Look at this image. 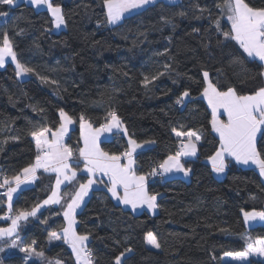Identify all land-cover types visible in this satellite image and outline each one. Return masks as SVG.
I'll return each mask as SVG.
<instances>
[{"label": "trees", "instance_id": "obj_1", "mask_svg": "<svg viewBox=\"0 0 264 264\" xmlns=\"http://www.w3.org/2000/svg\"><path fill=\"white\" fill-rule=\"evenodd\" d=\"M52 2L61 6L71 22L76 42L65 30L54 31L47 10L37 11L23 2L0 5V12L8 13L0 16V34L7 31L20 62L34 70L27 79L19 80L11 64L0 69V178H11L33 164L36 148L30 133L39 127L58 126L60 109L74 119L66 144L75 155L81 147V113L98 127L106 113L115 110L128 138L137 142L146 129L155 143L134 158L137 173L142 175L175 153L179 140L174 128L197 131L201 136L198 154L186 164L191 169L190 181L174 178L148 184L149 194H158L154 216L135 214L115 204L106 189H94L76 215V231L90 234L88 248L95 264H114V257L129 247L133 251L126 253V264H232L222 258L226 252L246 250L242 235L264 238V226L246 230L243 217V211L264 210V183L255 170L233 163L218 180L204 162L217 151L219 140L212 132L211 112L200 97L205 86L203 72L221 90L235 86L240 94L264 86V79L258 75V61L245 60L246 71L231 64V58L242 49L216 30V19L223 31L231 27L216 7L222 0L158 1L114 28L106 23L102 0ZM246 2L264 7V0ZM159 73L164 74L144 86L145 77L151 79ZM184 91L190 95L178 104ZM33 107L44 111H33ZM127 141L115 136L100 147L120 155L127 150ZM257 148L264 156V142L259 137ZM85 181L81 176L78 183ZM53 183L51 175H41L33 188L17 196L11 215L31 211L45 201ZM63 207L61 203L43 209L36 221L27 222L20 237L22 246L32 245L45 259L75 264L70 249L50 239L52 232L59 234L65 227ZM5 214L1 202L0 219ZM7 224V220L0 221V227ZM148 232L157 237L158 251L146 246ZM0 262L45 264L44 260L28 261L22 252L2 256ZM247 264L264 263L251 259Z\"/></svg>", "mask_w": 264, "mask_h": 264}, {"label": "snow or ice", "instance_id": "obj_2", "mask_svg": "<svg viewBox=\"0 0 264 264\" xmlns=\"http://www.w3.org/2000/svg\"><path fill=\"white\" fill-rule=\"evenodd\" d=\"M15 3L16 0H0V5L12 6ZM102 3L106 9V23L117 25L124 19L126 13L144 9L146 6L154 4L155 0H102ZM31 4L36 7L46 6L55 28L65 25V17L59 4H54L52 0H31ZM197 7L199 6L197 5ZM216 7L222 15H226L227 21L231 25L229 31H223L220 20L216 19L214 21L216 30L222 33L225 40L235 41L239 49H242L239 56L231 58V64L239 65L244 69L245 60L249 63L259 61L261 71L258 75L264 79V7L250 6L246 0H222V3H218ZM200 11L203 12L205 9H200ZM180 14L184 15V13ZM7 15L6 12H0V16ZM7 58H10L15 64L17 76L34 71L20 62L14 45L7 31H5L0 34V67L5 65ZM170 67V65H165L166 70ZM244 70L246 71V69ZM163 74L159 73L151 79L145 77L144 86L147 87L158 79L159 75ZM203 80L205 86L201 94L207 99L208 105L211 107V128L213 132L218 134L220 145L215 154L209 157L212 170L217 174L223 173L227 167L226 157H231L237 163L256 165L260 175L264 176V156L257 148L258 133L260 141L264 142V86L256 88L251 94H240L235 86H228L225 90H221L217 84L211 81L207 71L203 72ZM52 83L56 82L53 81ZM189 95L188 91H184L176 102L178 104L183 103L184 98L189 97ZM221 109L227 115L226 121L219 119L218 114ZM33 111L43 113L44 110L33 107ZM58 117L59 124L55 128L43 126L31 131L30 135L35 141L37 150L35 162L23 168L21 174L11 178L7 176L2 178L0 188H7L4 195L8 199L9 212L12 211L13 194L22 184L35 180L38 169L56 173L55 189L52 191V195L43 202L44 205L60 204L59 191L61 185L71 184L76 180L77 167L73 166V148L64 142V137L69 131V125L74 123V119L63 109L59 110ZM78 119L83 139V147L78 149V155L83 161L82 171L88 175V179L86 183L79 184L78 189L70 196V202H67L63 211L67 226L62 229V235L52 232L50 239L63 238L64 242L71 247L75 264H95L94 253L87 246L90 234L81 235L77 233L75 225L77 224L76 210L80 208L84 197L88 195L92 186L97 183L95 179L97 174L108 177V182L111 185L107 189L108 192L124 205H130L133 210L145 205L148 209L155 210L158 206L156 203L158 194H149L147 175L156 176L177 172L188 176L191 169L186 168L182 161L186 157L196 156V142L201 139V136L194 130L178 131L174 128L172 131L179 140V147L175 153L168 155L162 163L152 168L149 174L138 175L134 167L136 163L134 154L137 149L143 148L146 144H154V140L138 143L129 136L128 148L125 152L120 155L109 154L99 147V139L102 135L110 133L128 136V130L117 112L115 110L108 111L104 122L100 123L98 127L83 113L79 115ZM13 139H18V137H13ZM124 160L127 162L123 163ZM100 182L103 183V181ZM121 187L123 188L122 197L118 193V189ZM42 206L37 205L31 211L21 210L14 217H4V219H11L12 223L10 227L0 228V239L13 237L17 232L19 222L27 220L29 216H35ZM243 217L245 223L250 225L256 221L264 224V211H243ZM242 239L246 241V250L226 252L225 256L234 260H246L253 255L264 257V238L253 240L250 236L242 235ZM145 240L153 248L159 249L161 247L157 237L152 232L146 234ZM12 247H17V245L13 243ZM20 251L25 252L28 256L43 257L44 255L32 245L22 246ZM132 251V248L129 247L116 255L114 264H126V253ZM56 264H61V262L57 260Z\"/></svg>", "mask_w": 264, "mask_h": 264}, {"label": "crops", "instance_id": "obj_3", "mask_svg": "<svg viewBox=\"0 0 264 264\" xmlns=\"http://www.w3.org/2000/svg\"><path fill=\"white\" fill-rule=\"evenodd\" d=\"M20 2L25 3V1H18V3H20ZM16 4H17V3H16ZM25 4H26V3H25ZM27 5H28V4H27ZM30 6H32V5H30ZM32 7H33V6H32ZM42 10H47V9H42ZM50 15H51V14H50ZM71 28H72V25H71V23L69 22L68 19H65V25H62L60 28H57L58 30H56L55 27H54V25H53V29H54L55 32H59V31H61V30H65V31H67V33L69 34V36L71 37V40H72V39L75 37V36H74L75 34H74V32H72ZM73 40H74V42H76V39H75V38H74ZM258 62H259V61H258ZM8 64H10V63H8ZM11 65H13V67H14L15 70H16V66H15L13 63H11ZM22 76H23L24 78L19 77V76H17V77H18L19 80H25V79H27V78L29 77L28 73H27V74H24V75H22ZM200 97H201V99L205 102V104L207 105V107H208V109L210 110L211 115H212V110H211V107L208 105L207 99L204 98V97L202 96V94H201ZM185 99H186V98H185ZM218 115H219V119L224 120V121L227 120V115H226V113L223 112L222 109L220 110V112H219ZM211 117H212V116H211ZM140 132H141V131H140ZM212 132H213V131H212ZM69 133H70V132H69ZM213 134H214V135L217 137V139L219 140V136H218V134L215 133V132H213ZM120 135L123 136V137H125V138L128 140V136H124L123 134H119V135H113V134H111L112 137L120 136ZM68 136H69V134L65 137V144H66V140H67ZM258 137H259V133H258ZM108 140H109V139H108ZM151 140H153L152 135H151V134L145 129V135H142V133H141V135H140V141H139L138 143H144L145 141H151ZM103 141H106V140H103ZM103 141H101V139H99V147H100V144H101ZM80 142H81V140H80ZM34 143H35V141H34ZM196 143H197V154H198V142H196ZM152 146H153V144H151V145H147V144H146L143 148L137 149V152L134 154V158H135V156H136L138 153H140V152H142V151H145L146 149H149V148H151ZM219 146H220V145H219ZM178 147H179V144H178ZM178 147H177V148H178ZM35 148H36V145H35ZM100 148H101V147H100ZM197 154H196V156H194V157H186V158H184L183 161H182V162H184V166L186 167V164H187L188 162H190V161H194V160L196 159V157H197ZM214 154H215V153H214ZM214 154H213V155H214ZM36 155H37V150H36ZM34 162H35V160H34ZM34 162H33V163H34ZM122 162H123V163H126L127 161L124 160V161H122ZM204 162H205V163L211 168V170H212V163H211L210 159L208 158V159L205 160ZM225 163L227 164V167H228V165H229L230 163H233L236 167L241 168V169H253V170H255V171L258 173V175L261 177V179L264 177V176L260 175L259 168H258L256 165H254V164H251V163H249V164L237 163V162L235 161V159H234V158H231V157H226ZM73 166H74V167H77V178H76V180H74L71 184H69V183L62 184L61 187H60L59 194H60V192L63 193V191H65L66 189H68V186H69L71 189H72L74 186H79V184H80V183L78 184V180H79V178H80L81 176L86 177L83 173H81L82 168L84 167V165H83V161L79 158L78 151H77V154H76V155L74 154V156H73ZM134 167H135V169H136V171H137L136 163H135ZM227 167L225 168V171H224L223 173H220V174H217V173H215V172L212 170L213 176H214L216 179H218V180L222 179V178L225 176V173H226ZM186 168H187V167H186ZM21 173H22V172H21ZM21 173H20V174H21ZM137 174H138V175H142V174H139V173H137ZM41 175H51V176L54 178V183H53V186H52V190H51V193H50V195H49V197H50V196L52 195V191L55 189V184H56V173L51 172V171L45 172L43 169H38L37 172H36V179L33 180V181H31V182H29V183L22 184V185L20 186V188L17 190V192L13 194L12 204H13L14 200L17 198V196H18L23 190L33 188V187L35 186V183L38 181V179H39V177H40ZM101 176H102L103 178H102L100 181H103V183H101L100 181L97 180V183L94 184V185L92 186V188L89 190L88 195L84 197V201H83V203L81 204L80 208H78V209L76 210V215L81 211V209L83 208V206L85 205V203H86L87 200L89 199V197H90V195H91V193H92V191H93L94 189H102V188H104V189H106V191L108 192L107 189H108V187L111 186L110 183L108 182V177H107V176H104V175H101ZM161 176H162V178H163L165 181H167V180H171V179H174V178H179V179H183V180H185L186 178H190V173H189L188 176H185L183 173L172 172V173L164 174V175H161ZM262 180H263V179H262ZM150 181H153V180H151V176H150V175H147V186H148V184L150 183ZM0 182H2V178H0ZM86 182H87V181H85L84 183H86ZM263 183H264V181H263ZM72 184H73V187L71 186ZM13 186H15V185H13ZM118 193H119V195H120L121 197L123 196V188H122V187L118 189ZM108 194L110 195L111 199L113 200V202H114L115 204L121 206V207L124 208V209L130 210L131 212H133V213H135V214H139V213H142V212H147V213H149L150 215H152V214H151V211H152V210L148 209L146 205H145V206H142V207H139V208H137V209H135V210H133L132 207H131L130 205H124L123 203L120 202V200H118L117 198L113 197V196L111 195L110 192H108ZM49 197H48V198H49ZM48 198H47V199H48ZM47 199H46V200H47ZM1 202H2V206H4V208L6 209V214L3 216V218H4V217H12V216H15V215H11V212H9V209H8V207H7V197H6L4 194H0V203H1ZM43 202H44V201H42V202L39 204V205H43V206L39 208V210L36 212V215H35V216H29L27 220H24V222H23V224H22V226H21V229H20V233H21V231L25 228V226H26V224H27V222H28L29 220H31V221H36L38 214H39L43 209H46V208H52V207H57V206L60 205V204H58V205H57V204L44 205ZM148 210H149V211H148ZM63 211H64V207H63ZM63 211H62V217H63V219H64V221H65V227H66V226H67V223H66V220H65V218H64V216H63ZM154 211H155V214H156V213H157V208H156ZM263 211H264V210H263ZM6 220H7L8 223H9V220H10V219H6ZM0 221H2V220L0 219ZM3 222H4V221H3ZM258 223H260V221H258ZM7 225H8V224H7ZM244 226H245V221H244ZM257 226H264V224H263V225H257ZM257 226H255V227H257ZM76 227H77V224L75 225V229H76ZM245 228H246V226H245ZM252 228H254V227H252ZM252 228H250V229H252ZM246 230H249V229H246ZM20 233H19V234H20ZM59 234L62 235V232H60ZM91 239H92V238H89V242H88V244L90 243ZM54 241L59 242V243H64V244L69 248V245H68L67 243L64 242L63 238H61V239H54ZM145 241H146V240H145ZM87 246H88V245H87ZM146 246H147L149 249L154 250V251H158V250H159V249L153 248L151 245L147 244V242H146ZM20 247H22V241H21V245H20ZM20 247H19V249L17 250L18 252H20ZM2 251H3V250H2ZM18 252H17V253H18ZM15 254H16V253H15ZM250 259H252V260H258V258H255V257H248L247 261L239 262V261H235V260L232 259L231 257L224 256V257L222 258V261H223V262H226V263H232V264H247V263L250 261ZM259 261H261V262L264 263V261H262L260 258H259ZM55 264H56V263H55Z\"/></svg>", "mask_w": 264, "mask_h": 264}, {"label": "rangeland", "instance_id": "obj_4", "mask_svg": "<svg viewBox=\"0 0 264 264\" xmlns=\"http://www.w3.org/2000/svg\"><path fill=\"white\" fill-rule=\"evenodd\" d=\"M18 1H25V3L26 4H28V5H32L31 4V0H16V3H18ZM158 1H164V2H167V3H176V2H178L179 0H155V3L156 2H158ZM15 3V4H16ZM154 3V4H155ZM151 5H153V4H151ZM151 5H148V6H146L144 9H146L147 7H149V6H151ZM33 6V8L35 9V10H42V9H47L46 8V6H40V7H36V6H34V5H32ZM144 9H138V10H134L133 12H131V13H126L125 14V17H124V19L126 18V17H128V16H130V15H133V14H135V13H138V12H140V11H142V10H144ZM106 10V9H105ZM123 19V20H124ZM123 20L120 22V23H118L117 25H109V27L110 28H114V27H116V26H118V25H120L122 22H123ZM71 23V22H70ZM56 30H58L57 28H55ZM71 30H72V32H74V28L72 27L71 28ZM8 63H13L12 61H11V59L10 58H7V60H6V63H5V65L3 66V67H0V69H3V68H5L6 66H7V64ZM14 64V63H13ZM15 65V64H14ZM13 66V65H12ZM19 77H22V78H24L22 75L21 76H19ZM72 128H73V124L72 125H69V131H68V133H67V135L69 134V132L72 130ZM79 130H80V127H79ZM66 135V136H67ZM65 136V137H66ZM65 137H64V142H65ZM112 138V136H111V134L109 133V134H104V135H102L101 137H100V139H101V141H103V140H108V139H111ZM80 140H81V147H83V139H82V137H81V133H80ZM83 169V168H82ZM81 173H83L86 177V181H87V179H88V175L85 173V172H83V171H81ZM102 174H97V176L95 177V179L96 180H98V181H100L103 177L101 176ZM263 179V181H264V177L262 178ZM183 180V179H182ZM183 181H186V182H188V181H190V178H186L185 180H183ZM79 184V183H78ZM72 187H73V184L71 185ZM78 187L79 186H74L72 189L68 186V188H70V191H68V192H65V191H63V193L62 192H60V196H61V202H60V204L62 203V204H64V209L66 208V206H67V202H70V196L71 195H73L74 193H75V191L78 189ZM66 194H68V195H66ZM58 205V204H57ZM7 207H8V199H7ZM149 211V210H148ZM151 214H152V216H154L155 215V211L154 210H152L151 211ZM12 217H14V216H12ZM2 221H6V219H4V218H2L1 219ZM23 222H24V220H21L20 222H19V227H18V229H17V232L13 235V237H10V238H4V239H0V245L1 244H3L2 246H1V248L0 249H2L3 251H0V258L2 257V256H8V255H12V254H15V253H17L18 251V249H19V247H20V245H21V237H20V229H21V226H22V224H23ZM11 223H12V221H11V219L9 220V223H8V225H6V226H3V227H0V228H7V227H10L11 226ZM66 223H67V221H66ZM257 225H263L261 222L260 223H258V221H256V222H254V223H252L251 225L250 224H248V223H245V226H246V229H250V228H252V227H255V226H257ZM89 238H91L90 236H89ZM13 243H15L16 245H17V247H12V244ZM69 249H70V251L72 252V250H71V247L69 246ZM21 252V251H20ZM22 253H24V255H25V257H26V259L28 260V261H42V260H44L45 261V264H49V262H51V264H55L54 262H52L51 260H48V259H45L44 258V256L43 257H37V256H35V255H32V256H28V254H26L25 252H22ZM73 254V253H72ZM73 257H74V255H73ZM249 257H255V258H258V260H259V258L262 260V261H264V257H261V256H255V255H253V256H249ZM248 259V258H247ZM247 259L246 260H235V261H239V262H243V261H247ZM251 260V259H250ZM74 261H75V257H74Z\"/></svg>", "mask_w": 264, "mask_h": 264}, {"label": "built area", "instance_id": "obj_5", "mask_svg": "<svg viewBox=\"0 0 264 264\" xmlns=\"http://www.w3.org/2000/svg\"><path fill=\"white\" fill-rule=\"evenodd\" d=\"M157 167V166H155ZM151 180H156L158 181L160 184H163L165 182V180L162 178L161 175H156V176H151ZM7 190V188H0V194H4V192Z\"/></svg>", "mask_w": 264, "mask_h": 264}]
</instances>
